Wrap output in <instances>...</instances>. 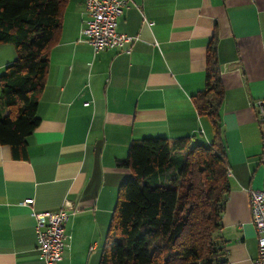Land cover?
<instances>
[{"label": "crops", "instance_id": "0c3cea01", "mask_svg": "<svg viewBox=\"0 0 264 264\" xmlns=\"http://www.w3.org/2000/svg\"><path fill=\"white\" fill-rule=\"evenodd\" d=\"M86 0H68L49 55L38 127L27 156L0 144V264H41L33 213L66 207L70 247L59 264H99L120 185L117 163L135 140L188 136L211 145L214 126L194 96L205 88L207 48L217 39L221 136L230 194L219 234L228 264L258 256L249 190L264 189V0H131L118 31L125 50L95 52L82 29ZM17 57L0 43V76ZM1 88V85H0ZM32 198V204H23Z\"/></svg>", "mask_w": 264, "mask_h": 264}, {"label": "trees", "instance_id": "16d2710c", "mask_svg": "<svg viewBox=\"0 0 264 264\" xmlns=\"http://www.w3.org/2000/svg\"><path fill=\"white\" fill-rule=\"evenodd\" d=\"M67 1L0 0V43L17 50L0 76V144L15 159L27 156V139L40 123L39 99ZM223 94L212 38L206 85L193 98L213 123V142L193 144L185 136L131 143L117 163L131 177L120 185L99 264H228L219 234L231 190L219 123Z\"/></svg>", "mask_w": 264, "mask_h": 264}, {"label": "built area", "instance_id": "2783aa9c", "mask_svg": "<svg viewBox=\"0 0 264 264\" xmlns=\"http://www.w3.org/2000/svg\"><path fill=\"white\" fill-rule=\"evenodd\" d=\"M130 4L131 0H86L87 19L82 34L95 52L105 49L130 51L127 44L134 42L138 36L119 32L117 28L119 17ZM257 105L259 123L264 132V99L258 101ZM248 192L252 223L258 240V256L253 264H264V189H250ZM32 203V198L23 201V204ZM33 215L36 218L37 248L42 257L41 264H59L70 247V239L66 233L69 218L67 208L35 211Z\"/></svg>", "mask_w": 264, "mask_h": 264}, {"label": "rangeland", "instance_id": "374dc122", "mask_svg": "<svg viewBox=\"0 0 264 264\" xmlns=\"http://www.w3.org/2000/svg\"><path fill=\"white\" fill-rule=\"evenodd\" d=\"M0 91H1V88H0Z\"/></svg>", "mask_w": 264, "mask_h": 264}]
</instances>
